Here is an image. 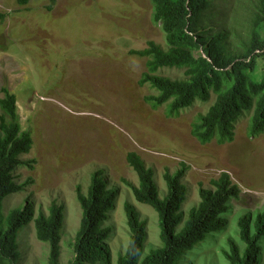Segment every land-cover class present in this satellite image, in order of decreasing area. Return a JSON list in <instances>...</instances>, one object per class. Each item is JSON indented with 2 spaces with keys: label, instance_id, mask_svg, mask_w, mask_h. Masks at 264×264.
Listing matches in <instances>:
<instances>
[{
  "label": "rangeland",
  "instance_id": "obj_1",
  "mask_svg": "<svg viewBox=\"0 0 264 264\" xmlns=\"http://www.w3.org/2000/svg\"><path fill=\"white\" fill-rule=\"evenodd\" d=\"M245 1L248 8L254 0ZM56 2L47 12L48 0H29L25 6L0 0V14L5 15L0 21V99L2 88L15 95L21 131L29 132L33 141L30 153L21 158L33 163L16 171L23 192L6 199L4 214L31 204L36 218L38 213L47 215L52 203L61 207L59 263L69 264L81 218L75 189L80 186L85 194L91 176L101 171L117 194L107 224L109 259L100 264H117L127 249L126 203L145 224L147 255L160 246L158 217L150 207L138 204L126 187V183L135 187L138 183L125 159L134 152L153 171L161 199L167 193L164 175L183 172L179 182L186 191L181 210L185 218L198 205L199 190L212 189L210 181L221 173L240 188L239 199L228 205L225 231L208 238L201 251L183 263L228 264L224 253L229 241L244 249L238 219L248 215L253 233L256 216L264 212V133L250 138L245 116L236 123L231 143L212 141L201 146L190 131L204 108L194 107L171 118L164 107L152 109L144 102L145 96L154 93L138 85L146 59L128 53L145 49L148 41L166 48L149 0ZM227 5L228 0L226 12ZM235 18L230 15L231 21ZM245 33L242 27L236 37L229 38L233 49ZM259 59L261 72L264 57ZM170 73L176 78L182 75L176 71L164 75ZM19 235L17 264H47L49 247L36 240L33 221ZM259 246L258 264H264V236Z\"/></svg>",
  "mask_w": 264,
  "mask_h": 264
},
{
  "label": "trees",
  "instance_id": "obj_2",
  "mask_svg": "<svg viewBox=\"0 0 264 264\" xmlns=\"http://www.w3.org/2000/svg\"><path fill=\"white\" fill-rule=\"evenodd\" d=\"M218 1V2H217ZM20 6L29 0H16ZM152 17L165 39L163 49L153 41L142 50L129 55L146 59L145 72L139 86H148L154 93L144 97L152 109L164 107L166 116L179 117L194 107L198 112L191 125V136L201 146L212 141L217 145L231 143L234 127L243 117H249L250 138L264 133V70L259 72V58L264 57V0H149ZM243 2V4H242ZM56 0H48L45 11L51 12ZM230 15L236 16L234 21ZM237 17L241 19L238 20ZM5 18L0 14V21ZM237 19V20H236ZM237 24L239 26H237ZM236 25V26H235ZM238 27V28H237ZM246 27L244 39L235 48L229 44L238 29ZM181 72L180 78L171 73ZM0 99V264H17L20 249V230L33 221L35 238L48 244L47 264H60V242L64 216L61 207L52 203L47 215L34 218L31 204L17 207L4 214V203L10 196L23 192L24 185L16 181V171L33 162H23L30 153L31 134L22 132L16 97L2 88ZM128 167L137 177V186L126 183L134 200L150 207L158 217L160 246L144 255L145 224L130 204L124 205L129 243L117 264H183L187 257L201 251L208 238L216 237L226 228L230 201L239 199L241 190L227 173L211 180L212 189H200L199 203L185 218L182 205L186 191L179 178L164 175L166 195L159 197L153 171L146 168L134 152L126 156ZM117 191L111 188L101 171L95 172L84 194L77 186L76 201L81 210L79 227L72 246L73 259L69 264H100L108 261L106 240L108 222L116 203ZM238 237L244 249L229 241L224 253L228 264H258L264 236V212L254 221L243 215L237 222Z\"/></svg>",
  "mask_w": 264,
  "mask_h": 264
},
{
  "label": "crops",
  "instance_id": "obj_3",
  "mask_svg": "<svg viewBox=\"0 0 264 264\" xmlns=\"http://www.w3.org/2000/svg\"><path fill=\"white\" fill-rule=\"evenodd\" d=\"M56 5H57V2H56ZM56 5H55V6H56Z\"/></svg>",
  "mask_w": 264,
  "mask_h": 264
}]
</instances>
